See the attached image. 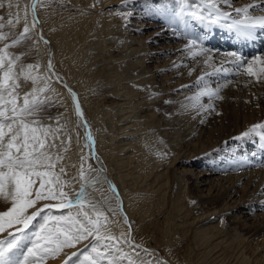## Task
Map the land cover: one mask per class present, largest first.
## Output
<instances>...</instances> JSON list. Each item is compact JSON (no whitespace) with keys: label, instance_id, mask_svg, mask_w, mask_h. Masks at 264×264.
<instances>
[{"label":"bare ground","instance_id":"obj_1","mask_svg":"<svg viewBox=\"0 0 264 264\" xmlns=\"http://www.w3.org/2000/svg\"><path fill=\"white\" fill-rule=\"evenodd\" d=\"M68 1L71 3V5L77 6V8L81 9L83 12L79 11L76 14L74 13L75 15H71V14L68 15V18L64 19L65 21L64 23H62L63 22L62 18H64L63 15L61 17H57L58 21H54V22L51 21L48 23H45L42 20L43 18L42 15H40L42 17L40 19L43 21L41 23H44V25H42L44 28L43 30L44 33L42 34L39 30L38 34L40 37L44 35L42 36L43 37L42 40H44V38L48 39L49 41L48 45L42 44L40 37L37 36L36 27L35 29H33L36 43H38V46L41 47V50L44 53V55H42L41 58V60H43L44 65L41 66L40 69L39 68L32 69V74L40 77V79L35 84L33 83L32 80H28V81H32L31 84H33L34 86L36 85L35 87L33 86L34 88L36 89L44 88L45 81H47L48 83L51 80H54L53 84L56 85V89L61 93L63 99L65 100V105L68 106L69 113L71 114V117L73 118L75 123L76 118L71 109V104H72L71 96L70 93L66 90V87L63 85L65 84L70 88L74 87L76 90H74L73 88L72 90H74L76 96L78 93L79 95L78 98H80V102L83 105L85 104L86 99H88L87 98L88 91L86 90L84 91V89L86 87V83L88 82L86 79L81 77V75L77 72V70H75L76 68L75 61L77 59L76 60L74 59L75 58L74 55L77 53L78 50H81L79 49L81 46L83 48H86V46H83L84 43L91 42L92 44L91 43L89 44L93 45L94 48L97 46L99 50H101L102 54H104V52L106 53L110 52V54L108 53V55L104 58V60H100V56H102L101 54L99 56H97L96 54L95 62L97 64L103 63L104 65L109 64L110 66V58H113L114 62L121 61L122 59L124 61L127 60L128 62L129 55L130 56L135 55L133 57L134 60H132L131 58V62L134 63L137 61L138 70L134 71L133 69L134 72L131 73L129 77H124V76L113 77L112 75H110L109 82L108 84H106L107 86L103 88L102 91L105 94L104 95L105 98L107 99L111 98L109 99L110 100L109 105L106 106L107 108L106 111H108L107 115H109V117L112 119L113 122V124L112 123L111 124L113 126L112 128L114 129V131L109 132L108 134L110 135V138L112 139L113 143L109 140V137L105 136L106 132L108 131L104 129L103 126H101L102 123L100 122L101 121L100 120L99 137L104 138L105 140L100 139L97 146L94 145V141L92 140L94 154L92 155L90 148L88 149V151L90 156L94 160V166L88 172L86 173L84 172L85 175L83 179L80 177L77 170L82 165H84L85 162L83 161L82 159L83 156L81 155L82 146L89 147L88 137L85 132L86 129L83 123L81 122L80 117H78L77 124L79 125V128H81V130L83 131V135L80 139H77L76 134L73 132L72 127L70 126V123H68L63 116L64 112L62 111L60 112L62 114V119H63L62 123L64 124V127L68 132V135L71 136V142L73 143L72 144L73 147L71 149L72 155L70 156V159L75 164L74 166L76 168L75 170H73V175H71V177L75 181H71L70 183H68L66 188L62 187L59 189L62 191H65L66 189H70V191L75 192L77 188L81 189V186L85 185L84 191L87 192V189L92 187L91 188L92 191L88 193L89 194L88 197H90L93 200L96 198L100 200V204L98 206L101 207V209L100 208L99 209L103 210L105 214L107 213L109 215L110 220L116 221V223H110L108 225V230L105 232L103 231L102 232L104 233L103 235L119 236L121 232L127 234L128 224L123 223L125 216L127 217L130 227H131L130 220H135V219L139 221L140 225H142L150 217H155L165 212L166 210L165 207H167L168 211L164 214V223L161 226V230L163 231L162 234L164 238L166 239H169L170 237L173 238V242L175 243L173 244L174 247L177 248L179 245L178 243H180L186 238L189 239V237H192L195 243L202 246L203 248L202 251L206 252V253L203 252V254L207 255V253H209L210 255H212L213 257L212 259L214 260L217 259L216 261H219L221 264H258L255 261L252 260L250 261L249 257H246L244 253L241 252L240 248L237 249L238 244L240 243L238 242L234 243L233 240L235 238H233V236H228L230 237L229 240L228 238L225 237V234L223 233L224 230L223 222L228 221L229 224L233 223V225L237 227L236 228L237 230L234 228L237 232V235L240 234L242 236L252 237L254 239L259 237L261 242H257V244L261 243L262 250H264V220L262 222L258 221L259 223H254V222L247 223L246 221L243 220L241 221L239 219L238 214H236L237 211L235 212L236 208L240 209V207L243 206H246L248 208L251 206L250 205L251 203L247 202L248 198H252V197L262 198L261 189L264 187V167H261L260 168L261 170L256 169L253 172V176H251L252 174L251 173L250 176H248L249 177L248 180L245 181L247 183H251L252 185L251 190L245 189L243 193L244 188H242V193H241L242 195H240V197L238 196L239 198L236 197L237 199L232 202L229 201V198L226 199V196L229 195V197H232L233 194L239 192L238 190L239 184L242 182L243 180L242 176L244 175L243 171L235 172L233 174L225 173V176H218L217 178L210 180L208 175L209 173L205 174L206 170H201V172L197 170V172H195V170L192 168L185 169L186 171L184 170V172L179 177L178 181H180L179 183H182L188 180L187 181L188 184H186V187L188 188V191L191 194L190 195L191 200H185L184 196L181 193L175 191L174 187L168 184L169 183L168 179L171 177L173 170L177 168L176 165L181 160L183 159L190 160L193 157L199 156L204 152L211 150L214 145H217L219 142H221V139L232 136V134H235L242 127L246 128L248 123L250 124L251 121L253 122V120L254 121L256 120L255 117L256 115H253L251 113L248 116L247 113H244V111H246L245 107H243L242 109L240 107L239 109L232 108L229 111L231 115L230 114L229 116L226 115L227 117H229V119L226 120V122L223 121L221 128L210 129L208 131L199 130V132H201V135L200 133L198 134L199 137L196 139L197 142L196 143L193 142L192 146L191 144H189L190 143L189 141L184 140L185 142L183 144L181 143L183 145L182 147L180 146L178 148L177 146L179 145L177 143L175 144L177 148L174 147L175 150L173 149L174 150L173 152H171L172 150L171 149L170 150L171 154L168 152H164V150L162 151L160 149L158 150V153L154 155L150 154L149 153L150 151H147L145 148H141L143 150V156L140 157V159H136L135 154H133V152L131 151L136 152L139 145L142 146L144 142V138H146V136H148L149 133L152 132V130L155 131V129H157L158 130V131L156 130L157 132L162 131L161 132L162 135L165 136L168 135L171 137L169 139H172L174 136H178L179 132L181 131V137H185L189 135L190 136L189 139H192L191 136L194 135V131H198L197 130L198 128H196L195 126L194 127L186 126V128L184 129L179 125L175 127L173 122L169 121V118H166V122L164 120L161 121V118L157 119L158 122L154 121L153 117L156 116V113L155 111L153 113L152 110L156 109L158 102L163 99L162 96H164L165 92L169 89H167L168 86H165L163 84L160 85L156 83V81H154L155 78H153L152 76H147L149 72L150 73L153 72L152 75H154V71H158L159 67L156 66L154 69H152L151 67L153 71H149L147 67H143V65L141 64L143 58L144 57L148 58L153 51H155L156 53V49L148 46L147 43H145V41L139 40L141 39L140 38L141 36L137 35V38L133 37V35H131L130 31L127 28L123 29V31H125L124 33L121 32L119 33L118 31L115 32V30H112V27L115 26L114 24L115 23L117 24L118 22L116 19L118 15L113 12L115 11V9L118 8V5H116L118 3H114V2H120L123 0H68ZM249 3L261 5L262 3H264V0H246L244 3H237V1L231 0V6L225 5L223 3L218 4V6L223 11L232 12L234 8L242 7ZM200 4L202 3H199L198 0L199 7ZM194 7H197V5H194ZM163 8L165 7L163 6V4H161L159 10H157L154 7H150L148 8V10L144 9L143 12L147 15L149 14L151 16H154L156 13L162 11L161 9ZM15 10L21 19L20 21L23 22L27 21L29 25L31 24L32 21H29L30 16H28V14L23 8H21L18 5L15 7ZM84 12H90L91 14H87ZM252 14L262 15L264 14V12H261L259 8H257V10L254 11ZM233 15L235 16L234 12ZM60 19L62 22H60ZM198 25H199L198 28L208 27L207 25H200V24ZM211 28L212 29H209L208 32L213 33V30H215V32H218L216 34L219 37L222 36L221 40H223L222 41L223 43L225 42L224 45L222 46L220 45L219 49L215 47V49H210V50L209 48L204 46L203 48L207 49V51L203 55L192 57L190 53L184 51V46L188 43V41H185L183 43L182 41H180V43L179 42L176 43V46L181 52H180V57L176 58L175 60L174 67H169V70H171L173 74L179 71V67L180 68L183 67L182 69L185 71L186 74H188L189 77H191L190 81H192L193 83L195 82L199 83L200 81L198 80V78L201 76H204V80H202V82L203 81L206 82L207 78L210 77L212 78L219 75L216 74L209 76L207 75L208 73H213L216 68L228 67L227 64H229L228 63L229 61H233V60L235 61V57H232L229 54L223 53L222 55H219L218 54L219 50L226 52L228 49L229 50L232 49V51L230 50L231 51L230 53L236 52L238 55H242L243 57H246V55L249 53L250 50L254 52L264 50V33L258 32L260 34L257 35L254 40L245 41L243 39L237 38L236 35L226 27L212 26ZM166 29L169 30L168 27H166ZM164 30L157 29L155 31V34H153L152 36L154 37L157 35L161 36L164 33H166ZM174 34L175 33H172L170 36L171 37L175 36L176 38L179 37L177 34L175 35ZM47 39L44 41H47ZM119 47H124V50L117 53L118 50L117 48ZM49 49L50 50L53 49V51H55L57 57L61 61L64 69L66 70V73L69 76L68 81H66L63 75L60 74L55 68L51 70V72L54 73L52 75L51 72L47 69V66L45 67V62L47 59L46 54L47 51H49ZM111 50L112 52L114 51V54H111ZM93 51H94L93 53H95L96 50L94 49ZM48 53L49 56H51L50 52ZM136 54L138 55L136 56ZM258 54H262V53L259 52L256 55ZM205 60L208 61L207 64L204 63ZM109 66L106 67H108V69L111 68V70L115 69L114 64H112V67ZM19 70L20 69L17 68L16 66V71ZM121 74L123 73L121 72ZM149 79H153V80L149 83ZM22 81L24 82L23 78H21V82ZM179 81H181V78L179 79ZM238 83H239L238 86H243L242 80L239 81ZM33 87L32 89L30 87L27 88L26 90L28 91L25 90L26 93L29 92L30 89L32 91ZM261 88L262 85L259 86L258 90L256 91V95H257L256 99L258 100V103L259 102L263 103L262 105L264 111V91H262ZM240 94L243 98H245V94H246L245 91H241ZM170 98L175 103H177L176 101L179 100L176 97H170ZM235 99H238L237 96H235ZM245 99H247V97ZM154 100L156 101L153 102ZM92 111L94 113L96 112L95 109H93ZM82 112L84 119L88 122V126L92 134L93 133L92 128H94V125H92L93 120L90 117H88L83 110ZM89 112L90 111L88 110L87 113ZM95 114H97L98 116V112H96ZM252 116L253 118H251ZM104 120L102 119V121ZM262 132L259 133H262V137H263L264 129H262ZM148 139L149 138H147V140ZM150 142L151 141L149 140L148 143ZM104 143H106L108 147L106 150L107 154L100 155L98 153V149L101 150ZM169 147L173 148V144L172 146L169 145ZM148 150L150 149L148 148ZM105 159L108 161V165H109L108 167L110 171L109 169H107L106 171L105 168L103 167ZM64 160L66 159L64 158ZM65 162L68 163L69 161L66 160ZM100 167H102V169ZM228 167L239 169L240 164L237 165L232 164L229 165ZM200 174L201 176H199ZM110 180L112 184L109 183ZM135 180H137L138 182H136ZM207 182L211 183L209 188H206L208 189V192L206 194L198 193L199 190H201L200 187L202 188V185ZM113 185L115 186L114 189L112 187ZM171 186L173 188H172L171 199L169 201V198L166 196L167 193L166 189L168 190V188ZM247 186L249 185L247 184ZM38 187H39V182H37L35 188ZM242 187L246 188V185L243 186L242 184ZM53 188L54 190H56L57 186L55 185L53 186ZM46 190L47 189H45V191ZM257 192L258 193L261 192V193L258 196H255ZM162 193H165V195ZM43 202L44 201L37 202L36 207H39L41 205L40 203ZM58 202L59 201H57V203ZM121 202H122V207L120 206ZM8 206H10V201L5 202L3 201L2 198H0V211L6 210ZM36 207L29 209L28 210L29 214L32 211H35ZM109 209L115 210L116 215L113 216L112 211H109ZM84 210L88 211L89 214L92 215L94 218L95 216L94 210H87V209ZM69 212L73 216H76L78 213L75 209L64 210V211L53 209V210H46L44 213H42V217L44 215H67ZM263 218L264 217H262V219ZM215 219H217L218 221H216ZM41 222H43L42 219ZM34 229L35 228L33 227L32 230ZM5 236H7V231L3 234H0V237L2 238ZM234 237H236V234ZM85 241H82L80 244H77L76 247L79 246L83 248L85 244H88L90 242L87 241V243H85ZM239 242H241V239L239 240ZM147 244L151 246V244L149 243ZM122 248L125 253L131 252V249L125 245H122ZM74 249L75 247L64 249L59 255H57V259L63 261L62 259L64 258V256H66V254L70 253L71 251L73 252ZM148 249L151 252L146 253L142 251V249H137L139 255L138 256L134 255L132 257L133 264H158V262H163V264H170V262L172 261L171 258H174L169 255L170 257L168 256L169 259L168 261L167 260H165L166 262L159 261L156 258V255L153 252V250H151L152 246L148 247ZM161 259L164 260V258ZM180 259L182 261H186V259H188L186 258V253L182 254ZM51 263L52 262L42 263V264H51ZM121 264H127V258H125L121 262Z\"/></svg>","mask_w":264,"mask_h":264},{"label":"rangeland","instance_id":"obj_2","mask_svg":"<svg viewBox=\"0 0 264 264\" xmlns=\"http://www.w3.org/2000/svg\"><path fill=\"white\" fill-rule=\"evenodd\" d=\"M235 1H237V3H244L246 0H235ZM0 2H2V4H3V7H0V17H3V19H0V24H3V28H0V33H2L4 36L3 39H0V49H2L4 47V44L11 45L12 40L20 38L21 33L23 32L25 22L20 21L21 19L15 10L16 6L19 5L21 8H23L26 11V13L28 14V16H30L29 21H32V0H0ZM114 3H118V4H116V5H118V8L115 9V11H113V12L118 15V17H116V19L118 21L117 24H119V25H117L115 23L114 24L115 26L112 27V30H115V32L118 31L119 33L120 32L124 33L125 31H123V29L127 28L130 31L131 35H133V37L137 38V35L141 36L140 37L141 39H139V40L145 41V43H147L148 46L156 49V53H155V51H153L148 58L144 57L143 61L141 63L143 65V67H147L149 71H153L152 69H154L156 66L159 67L158 71H154V75H152L153 72L152 73L149 72L147 74V76H152L153 78H155L154 81H156V83H158L160 85L163 84L165 86H168L167 89H169L165 92V95L162 96L163 99L158 102L156 109L152 110L153 113H154V111L156 113V116L153 117L154 121L158 122L157 119L161 118V121L164 120L166 122V118H169V121H172L175 127H177L179 125L184 129L186 128V126H191V127L195 126L196 128H198L197 129L198 131H194V135L191 136L192 139H189V137H190L189 135H187L185 137H181V131L180 132L177 131V132H179L178 136H174L172 139H169L171 137L168 135L167 136L162 135V133H161L162 131L157 132L158 131L157 129H155V131L152 130V132L149 133V135L146 136V138H144V142H143L142 146L139 145L136 152L131 151V152H133V154H135V158L140 159V157L143 156V150L141 148H145L147 151H150L149 152L150 154L154 155V154H157L158 150H160V149L162 151L164 150V152H168L171 154V152H173L175 150L174 147H176L175 146L176 143L179 145V146H177L178 148L180 146L182 147L183 146L182 144L185 141H189L190 142L189 144H191V146H192L193 142H195V143L197 142L196 139L199 137L198 134L200 133V135H201V132H199V130L208 131L210 129H217V128L219 129V128H221L223 121L226 122V120L229 119V117H227V116H229V114H230L229 111L232 108H238L239 109V107H240L242 109L243 107H245L246 111H244V113H247L248 116L251 113L253 115H256L255 116L256 120L255 121L253 120V122L251 121L250 124L248 123L246 128L242 127L235 134H232V136L221 139V142H219L217 145H214L211 150H208L207 152H204L203 154H201L199 156H196L193 158L191 157L192 159H190V160H187V159L181 160L176 165L177 168L175 170H173L171 177L168 179V182H169L168 184L172 185L174 187L175 191L181 193L184 196L185 200H191V197H190L191 194L189 193L188 188L186 187V184H188V182H187L188 180L184 181L182 183H179L180 181H178L179 177L181 176V174L184 172L185 169L192 168L195 170V172H197V170H199L200 172H201V170H206L205 174L209 173L208 175H209L210 180H213V179L217 178L218 176H225V173L233 174L235 172L243 171L244 175L242 176V179L243 180L245 179V180L244 181L242 180V182L239 184V189H238L239 194L238 193L233 194L234 195V196L232 195L233 198L229 197V195H227L226 199L229 198V201L232 202V201L236 200L237 198H239L240 195H242L241 194L242 188H244L243 193H244L245 189L251 190V188H252L251 183H247L245 181L248 180V178H249L248 176H250L251 173H252L251 176H253V172L256 169L261 170L260 168L264 167V143H263L264 142V136L262 137L263 132H262L261 128H257L255 132H249V135H247V136H243L242 134L246 131H249L252 125L264 124V111H263V105H262L263 103L262 102L258 103V100L256 99V97H257L256 91L258 90V87L262 85L261 89H262V91H264V78L257 81V79L255 77H251V76L246 75L243 67H241L239 69V74H235V75L230 74L227 77H224L222 75H217V76L212 77V78L211 77L207 78L206 82L200 81L199 83L198 82L193 83L192 81H190L191 77H189L188 74L185 73V71L182 69L183 67H181V68L179 67V71L177 73L173 74V72L171 70H169V67H174L175 60H176V58L180 57V52H181L178 49V47L176 46V43H178V42L180 43V41H182V43L185 41H188V39L191 37H189L187 35V32H191L194 35H201L203 38V44L201 46L202 47L205 46V47L209 48V50L215 49V47L217 49H219L220 45L221 46L224 45L225 42L223 43L222 42L223 40H221L222 36L219 37L216 34L218 32H215V30H213V33L208 32L209 29H212V28H208V27L198 28L199 27L198 23H191L189 28L187 30H185L183 22L180 20V18L171 16V13L174 10H178L179 0H123L120 2H114ZM161 4H163V6L165 8L161 9L162 11H160L159 13H156L154 16H151L149 14L147 15L143 12L144 9L148 10V8H150V7H154L157 10H159L161 7ZM185 6L188 7L187 4ZM192 7L195 8L194 5H192ZM200 7L202 8V7H204V5L200 4ZM79 11L83 12L81 9H78L77 6L71 5V3L68 0H40V2H38L36 4V16L38 15L37 18L39 20V23L36 25L37 36L40 37L38 34L37 27H39L40 32L42 34L44 33V31H43L44 28L42 26V25H44V23H41V22L44 21L45 23H48L51 21L52 22L58 21L57 17H61L63 15V17H64V18H62L63 22L61 21V19H60V22L64 23L65 22L64 19L68 18V15H70V14L75 15ZM84 13L91 14L90 12H84ZM40 15H42L43 18ZM40 18H42L43 21ZM9 20L12 21L11 24L8 23ZM166 27H168L169 30H167ZM157 29H161V30L165 29L164 30L166 32V33H164L165 35L164 34L161 36L157 35L155 37L152 36L153 34H155V31ZM172 33L177 34L179 37H177V38L175 36L171 37L170 35ZM204 34H205V36H204ZM211 34L213 35V38L215 37L214 40L211 39V37H210ZM214 34H215V36H214ZM259 34L260 33H257V35H259ZM166 35H167V37H166ZM42 36H44V35H42ZM13 37H15V38H13ZM29 37L30 38L20 39L19 43L12 45L8 49H6V51L13 56H20V60L17 61V63H16L17 68L20 69L21 67H23V68H25V70H27V65L32 64V65H38V67H36V68L40 69L41 66L44 65L43 60H41L42 55H44V53L41 50V47L38 46V43H36L33 30L29 33ZM111 38H113V37H111ZM143 38H145V39H143ZM44 40H45V38H44ZM44 40L41 39L42 44L48 45V43H49L48 39H47V41H48L47 43H45ZM89 43H91V42L84 43L85 45L83 44V46H86V48H83L81 46L79 48L81 50L77 51L78 54L76 53L75 54L76 56L74 55V57H75L74 59L75 60L77 59L75 61V67H76L75 70H77V72L81 75V77L86 79L88 82V83H86V87L84 89V91L85 90L88 91V94H87L88 99H86L85 104L83 105L80 102V98H78V96H79L78 93H77V98H78V103H79L81 109L84 111V113L88 117H90L93 120L92 125H94V128H92V132H93L92 133V139L94 141V145L97 146V144L99 143V140L104 139V138L99 137V135H100L99 134V131H100L99 121L100 120H101L100 122L102 123L101 126H103V128L108 131V132H106L105 136L109 137V140L111 142H112V139L110 138V135H108V134H109V132L114 131V129L112 128L113 127L112 126V124H113L112 119L109 117V115H107L108 111H106L107 110L106 106L109 105V103H110L109 99H111V98H109V99L105 98V96H104L105 94L102 90H103V88H105L107 86L106 84H108V82H109L110 75H112L113 77H115V76L129 77L131 75V73L138 70V63H137V61L134 62L135 64L132 63L131 58H132V60H134L133 57L135 55L134 56L129 55L128 62H127V60L124 61L123 59H122L123 61L121 60L118 62H114L113 58H110V66H109V64L104 65L103 63L97 64L95 62L96 54H97V56H99L101 54L102 56H100V60H104V58L108 55V53L110 54V52H108V53L104 52V54H102L101 50H99V48L96 45H95L96 47L94 48V46L91 45L92 43L91 44H89ZM90 46H91V48H90ZM92 47H93V49H92ZM94 49L96 50L95 53H93ZM117 49H118L117 53H119V52L124 50V47H119ZM228 50L226 52L219 50L218 54L219 55H222L223 53L229 54L232 51V49H230L231 51L229 50V52H228ZM262 51H261L262 54H258V56L262 55L261 57H264V52H262ZM49 52L51 54V56H49V57H50L51 64L53 65V68H55L60 74H62L63 77L65 78V80L68 81L69 76L66 73V70L64 69L61 61L57 57L55 51H53V49H51V50L49 49ZM22 53H25L26 55H21ZM111 54H114V51L112 52V50H111ZM46 55L48 57V51H47ZM137 55L138 54H136V56ZM253 56H256V54L252 55V56L248 55L245 58L251 59ZM228 59H230V58H228ZM70 63H71V61H70ZM131 63H132V66H131ZM112 64H114V67H115L114 70H111V68L108 69V67H106V66L112 67ZM118 64H119V66H118ZM227 65H228V67H226V68H229L230 73L236 72V68H235L233 63H229ZM46 66H47V64L45 62V67ZM99 66L101 67V69ZM122 66H123V68H122ZM151 67H152V69H151ZM133 69H134V71H133ZM108 72H111V73H108ZM121 72L123 74H121ZM51 74L53 75L52 72H51ZM0 78H2V71H0ZM180 78H181V81H179ZM238 79H239V81L242 80L243 86H238V84H239ZM152 80L153 79H149V83ZM31 83H32V81H27V82L22 81L21 82V88L17 90L18 94H19V98H18L17 103L19 106L23 105V97H24L26 91H28L26 89L29 87L32 89V87L34 86ZM53 83H54V80H51L48 83H47V81L44 82V84H45L44 88L46 87V85L49 87L47 88L46 92L40 94V96H41V98H43V96H47L50 98V101L48 104H45L42 106V109L37 116L32 117L30 119L39 120L41 124L51 125L52 128H57V127L61 128V131L57 134L59 136V139H57L55 141L56 148L46 149L52 155L53 160L56 161L55 168L53 169V171L56 175H59L60 183H59V185H56L54 183L53 186L56 185L57 186L56 190H60L59 188H62V187L66 188L68 183H70L71 181H75L71 177V175H73V170H75V168H76L74 166L75 164L70 159V156L72 155L71 149L73 147L72 146L73 143L68 142L69 135H68V132L66 131V129L64 127V124L62 123L63 119H62V114L60 112L61 111L64 112L63 116H64L65 120L68 123H70V126L72 127L73 132L76 134L77 139H80L82 137L83 131L81 130V128H79V125L77 124L78 116L75 112L74 106L71 104L72 112L76 118L75 123H74L73 118L71 117V114L69 113L68 106L65 105V100L63 99L61 93L56 89V85ZM221 83L227 84V86L223 87L221 89V92H220V95L223 97V99L217 100V99L213 98L211 103L214 104V109L211 110L210 112L205 111V110H201V109H191V108H185L184 107V105L190 103V100L188 98L194 96V94H196L199 91V87L197 86L198 84L200 87H203L204 84H209L212 87H217ZM184 86H187V87H184ZM72 88L74 90H76L74 87H72ZM170 88H172V89H170ZM31 89L27 93L32 92ZM241 91L246 92L245 98L247 97V99H245L241 96V94H240ZM252 92L254 93V95ZM147 96H149V95H147ZM169 96L170 97H176L179 100H177L176 101L177 103H175L171 100V98ZM235 96H237L238 99H235ZM155 101L156 100H154L153 102H155ZM166 101H170V102L166 103ZM255 101H257V102H255ZM202 103L207 105L209 103L208 98H203ZM256 106H258V107H256ZM102 108L104 111L102 110ZM257 108H259V109H257ZM93 109H95L96 112H98V116H97V114H95L96 112L94 113L92 111ZM88 110L90 111L89 113H87ZM258 111H260V112H258ZM8 114H10V113H8ZM251 118H253V116ZM102 119L103 120L105 119V120L102 121ZM33 126H37V125H33ZM259 132H262V133H259ZM194 136H196V137H194ZM147 138H149V139L147 140ZM149 140L151 141L150 143H148ZM61 141H64L65 144L61 145ZM167 143H168V146H167ZM145 144H146V146H145ZM172 144H173V148H170L169 145L172 146ZM65 147L67 148V151L64 150ZM107 148L108 147H107L106 143H104L101 150L98 149V153L100 155L107 154V152H106ZM148 148L150 150H148ZM88 149H89V147L82 146L81 155L83 156V161H85V162H84V165H82L77 170L79 175H80L81 171L86 173L91 168H93V166H94V160L90 156ZM170 150H171V152H170ZM153 151H155V152H153ZM57 155L62 156L63 159L56 160ZM64 158L66 160H68L69 162L68 163L65 162L66 160H64ZM232 164H236V165L240 164L239 169L228 167L229 165H232ZM89 165L91 167H89ZM108 166H109L108 161L105 159L103 167L105 168L106 171H107V169H109ZM61 168L65 169L64 173H60ZM109 171H110V169H109ZM208 171H210V172H208ZM246 173H247V175H246ZM107 176H108V173H107ZM199 176H201V174ZM53 179H55V177H53ZM135 181L138 182L137 180H135ZM215 181H217V180H215ZM109 183H111V180L109 181ZM242 184H243V186L246 185V188L242 187ZM247 184L249 186H247ZM210 185H211L210 182L203 184L202 188L200 187L201 190H199V192L198 191L197 192L201 193V194H206L208 192V189H206V188H209ZM172 186L169 187L168 190L166 189V191H167L166 196L169 198V201H170L171 195H172V188H173ZM91 188L87 189V192H86L87 195H86V198L84 200L85 209H87V210H93L89 206L90 203L91 204H97V206L100 204V200H98L97 198L93 200L90 197H88L89 196L88 193L92 191ZM240 189H241V192H240ZM254 189H256V188H254ZM261 190H262V198L263 199L261 197L248 198L247 202L251 203L250 207L247 208L246 206H243V207H240V209L236 208L235 212L237 211L236 214H238L239 219L241 221L243 220V221H246L247 223H250V222L251 223H253V222L259 223V222H262L264 220V218L262 219V217H264V187ZM76 191L73 192V191H70V189H66L64 192L69 194V198L75 199L76 194L78 192H80L81 189L77 188ZM260 193L261 192H259V193L257 192L255 196H258ZM162 194L165 195V193H162ZM57 201H59V200H56V201L55 200H52V201L51 200H47V201L45 200L43 203H40L41 204L40 206H42L44 203L54 204L55 202L57 203ZM98 208L101 209V207H99V206H98ZM165 208H166L165 212H163L162 214L157 215L155 217H150L142 225H140L139 221H137L136 219L130 220L131 227L129 229V224L127 225L128 226L127 234L130 231L131 240L135 244L140 245V249H147L148 251L146 253L151 252V251H149L148 247L152 246L151 250H153V252L156 255V258L159 261H165V260L168 261L169 255L174 257V258H171L172 261L170 262V264H177V262H178V264H185V263L186 264L187 263L188 264H193V263L194 264H221L219 261H216L217 259H215V260L212 259L213 257L209 253H207V255L203 254V252H205V251H202L203 250L202 246L195 243L194 239L192 237H189V239L186 238L183 241H181L180 243H178L179 245L177 248L174 247V245H173L175 243L173 242L172 237H170L169 239L164 238V236L162 234L163 231L161 230V226L164 223V214L168 211L167 207H165ZM72 209H75L77 212L80 211L79 206L75 205V204L69 209H63V211L64 210H72ZM106 215L109 217V215L107 213H106ZM41 219H42V214H41V217H38L37 221L34 223L35 224L40 223ZM215 220L218 221L217 219H215ZM223 227H224L223 233L225 234V237L228 238V240H229L230 237H228V236H233V238H235L233 240V242L234 243H236V242L240 243V244H238L237 249L240 248L241 252H243L246 257H249L250 261L252 260V261L257 262L258 264H264V252H263L264 250H262V244L261 243L257 244V242H261L259 237L254 239L252 237H246V236H242L240 234L237 235V232H236L237 227H235V225H233V223L229 224L228 221L223 222ZM103 231L105 232L104 229H102V232ZM234 233L236 234V237H234L235 236ZM103 234L104 233H102V235ZM5 237H3V238L0 237V239H4ZM247 238H249V239H247ZM91 239L92 238L89 237V239L87 241L89 242ZM240 239H241V242H239ZM256 239H258V240H256ZM87 241H85V243H87ZM147 243L151 244V246L148 245ZM182 245L185 247H183ZM190 245H191V247H190ZM196 245H198V246H196ZM81 246H83V245H81ZM186 246L188 247V250H187ZM78 248L82 249L81 247L77 246V247H75L73 252L78 251L79 250ZM184 248H186V249H184ZM189 248L190 249L192 248L193 250L191 249L192 250L191 251ZM186 250L187 251L190 250L189 251L190 253L187 252ZM70 253H72V251ZM70 253H68V254H70ZM184 253H186V258H188V259H186L187 262L182 261L180 259L181 255ZM175 255H176V257H175ZM65 257L66 256H64V258L62 259L63 261H64ZM55 258L57 259V256H54V257L49 256L47 259L43 260L41 262V264L42 263H49V262H52L51 264H63V261L58 260V259L56 260ZM161 258H164V260ZM190 258H191V260H190ZM177 259H179V260H177ZM189 261H190V263H189Z\"/></svg>","mask_w":264,"mask_h":264},{"label":"snow or ice","instance_id":"obj_3","mask_svg":"<svg viewBox=\"0 0 264 264\" xmlns=\"http://www.w3.org/2000/svg\"><path fill=\"white\" fill-rule=\"evenodd\" d=\"M38 2L40 0H32V22L30 25L27 21L25 22L21 37L12 40L11 45L4 44V47L0 49V71H2V78H0V198L5 202L10 201V206L0 211V234L7 231V236L0 239V264H41L49 256L54 257L66 248L76 247L89 237L92 239L82 249L66 254L63 264H121L125 258H127V264H133L132 257L139 255L137 249H140V245L131 240L130 231L127 235L123 232L119 236L102 235V229L107 231L108 225L116 221L110 220L97 204H89L94 210V218L84 210V200L87 195L84 191L85 185L81 186V191L76 194L75 199L69 198L68 193L53 188L54 183L59 185L60 177L54 173L56 161L46 149L56 148L55 141L59 139L57 134L61 128H52L51 125L41 124L39 120L30 119L39 114L43 105L49 103V97L41 98L40 96L49 86L33 88L32 92L25 93L22 106L17 103L19 98L17 90L21 88V78L25 82L32 80L35 84L40 77L33 75L32 69L38 65L29 64L27 70L21 67L19 71H16V63L20 60V56L11 55L6 49L19 43L22 38H30L29 33L39 23L36 16ZM199 3H202L204 7H199L198 0H179L178 10H174L171 16L179 17L185 30L191 23L207 25L209 28L223 26L232 31L237 38L245 41L254 40L258 32L264 33V14H252L257 8L264 12V3L261 5L249 3L234 8L232 12L223 11L218 6L220 3L231 6V0H199ZM186 4L188 7L185 6ZM192 5L197 7L193 8ZM0 7H3L2 2ZM8 23L11 24L12 21L9 20ZM0 28H3V24H0ZM187 35L191 38L184 46V51L190 53L192 57L203 55L207 49L201 46L202 36L191 32H187ZM3 38V34L0 33V39ZM40 39L43 37L41 36ZM44 42L47 43V41ZM229 55L235 57V61L228 62L234 64L235 73H230L229 69L224 67L216 68L213 73L207 75L219 74L227 77L230 74H239V69L243 67L246 75L255 77L257 81L264 78V57L256 55L247 59L236 52ZM204 63L207 64L208 61L205 60ZM47 69L49 71L53 69L50 60ZM198 80H204V76L199 77ZM197 86L199 91L188 98L190 103L184 107L210 112L214 109L211 101L213 98L223 99L220 92L227 84L221 83L217 87L209 84H204L203 87L199 84ZM71 96L73 100H76L75 93H71ZM203 98H208L207 105L202 103ZM169 102L166 101V103ZM75 112L78 116H83L78 101ZM84 124L87 127L86 121ZM257 128L264 129V124L252 125L250 130L242 135L247 136L249 132H255ZM88 139L91 140L92 137L89 135ZM68 142H71V136L68 137ZM64 144L65 142L61 141V145ZM64 150L67 151V148L65 147ZM60 159L63 157L57 155L56 160ZM64 172L65 169L61 168L60 173ZM80 177L83 179V171L80 172ZM37 182L39 187L35 188ZM112 187L115 188L114 185ZM45 200H59V202L44 203L36 207L37 202ZM74 204L80 208L76 216L70 212L67 215H44L43 222L34 223L46 210L69 209ZM120 206L122 207V202ZM33 207H36V210L29 214L28 210ZM109 211H112L113 216L116 215L115 210L109 209ZM123 223L129 224L126 216ZM33 227L35 230H32ZM122 245L129 247L131 252L125 253ZM142 251L148 250L142 249Z\"/></svg>","mask_w":264,"mask_h":264},{"label":"water","instance_id":"obj_4","mask_svg":"<svg viewBox=\"0 0 264 264\" xmlns=\"http://www.w3.org/2000/svg\"><path fill=\"white\" fill-rule=\"evenodd\" d=\"M37 30H38V31L40 30L39 27H37ZM45 40H46V39H45ZM48 52H49V51H48ZM49 60H50V57H49V53H48V57H47V60H46V64L49 63ZM52 70H53V69H52ZM63 86L66 87V90L70 93V96H71V93H75L74 90H72V88L66 86L65 84H64ZM69 90H71V92H70ZM76 97H77V96H76ZM71 100H72V105L74 106V109H75V105H76V102H77L78 100H77V98H76V100H73V99H72V96H71ZM77 116H78V115H77ZM78 117H80L81 122L83 123V125H84V127H85L84 122H85L86 120L84 119V117H83V116H78ZM86 122H87V121H86ZM85 129H86L85 132H86L87 137H88L89 135L92 137L91 130L89 129V126H88V122H87V127H85ZM92 140H93V139H91V140L88 139V144H89L90 151H91V153H92V155H93V154H94V148H93V141H92ZM100 168L102 169V167H100Z\"/></svg>","mask_w":264,"mask_h":264}]
</instances>
